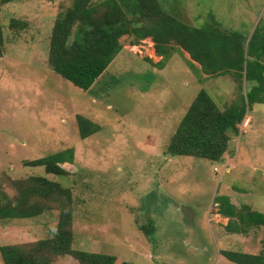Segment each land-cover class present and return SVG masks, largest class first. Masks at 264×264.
<instances>
[{
    "label": "rangeland",
    "instance_id": "obj_1",
    "mask_svg": "<svg viewBox=\"0 0 264 264\" xmlns=\"http://www.w3.org/2000/svg\"><path fill=\"white\" fill-rule=\"evenodd\" d=\"M159 2L188 26L215 24L219 32L243 38L249 52L264 48V0ZM71 5L72 0H14L0 6V186L7 189L3 177L9 170L14 179L42 175L72 189V248L113 255L116 264H233L221 250L264 253V229L229 237L226 219L211 215L221 195L264 213V99L248 105L245 124L229 140L221 164L167 155L168 143L200 90L225 111L241 96L246 99L249 82L234 72L206 73L174 40L161 59L150 38L135 42L125 35L119 39L121 51L94 86L83 91L48 63L56 15ZM12 17L26 21L25 29L9 30ZM261 90L263 98L264 84ZM77 116L97 125V132L82 139ZM67 149H73V164L63 165L70 173L60 179L24 166ZM222 162H237L238 170L215 172ZM149 219L154 243L136 224L147 225ZM57 223L58 212L51 208L30 219L1 220L0 247L47 239ZM57 264L79 263L64 256Z\"/></svg>",
    "mask_w": 264,
    "mask_h": 264
},
{
    "label": "trees",
    "instance_id": "obj_2",
    "mask_svg": "<svg viewBox=\"0 0 264 264\" xmlns=\"http://www.w3.org/2000/svg\"><path fill=\"white\" fill-rule=\"evenodd\" d=\"M11 1L14 0H0V6ZM91 1L72 0L71 6L57 13L48 51V63L53 71L75 87L89 91L121 51L119 39L127 35L135 42L150 38L161 59L169 55V42L174 40L191 60L208 71L206 73L234 72L238 80L245 78L251 86L250 93L246 94V99L241 96L236 100L229 110H219L200 90L166 149V154L173 157L190 156L220 163L229 140L239 136L237 125L247 115L248 105L264 99L258 95L264 84V48L249 52L244 48L243 38L219 32L215 24L188 26L169 14L159 0H104L97 5ZM26 25V21L12 17L7 28L24 30ZM3 30L0 25V55L4 46ZM161 62L156 66H161ZM76 121L82 139L98 130V126L87 118L77 116ZM73 158V149H67L25 161L24 166L39 167L46 174L59 178L70 173L63 165L73 164ZM9 172L5 171L3 178L12 193L0 186V221L34 218L51 208L58 212V223L55 229L48 231H53V235L47 239L0 247L4 264H57L64 256H71L79 264H116L113 255L72 248V189L42 175L14 179ZM216 204L217 214L229 219L227 231L245 234L252 227L264 228L263 213L246 205L236 206L226 195L216 197ZM136 224L147 239H154L155 227L151 220L147 225H140L138 221ZM220 254L233 264H264V253L221 250Z\"/></svg>",
    "mask_w": 264,
    "mask_h": 264
},
{
    "label": "crops",
    "instance_id": "obj_3",
    "mask_svg": "<svg viewBox=\"0 0 264 264\" xmlns=\"http://www.w3.org/2000/svg\"><path fill=\"white\" fill-rule=\"evenodd\" d=\"M185 52V51H184ZM160 58H162V57H160ZM189 61L191 60L190 59V57H189V59H188ZM194 63H196L195 61H194ZM248 114V113H247ZM246 117L247 116H245L244 117V119H243V121L240 123V124H238L237 125V129L239 130V128H240V126L241 125H244L245 124V120H246ZM249 117V116H248ZM250 118V117H249ZM251 120V119H250ZM235 137V136H234ZM234 137H232L231 138V140L234 138ZM241 139V138H240ZM226 153V152H225ZM225 153H224V155H225ZM243 157H237V159L238 160H241ZM236 159V153L234 154V160ZM238 163L236 162L235 164H234V166H230L228 163H226V162H222V165H221V167L222 168H220V169H218L217 168V171H215V172H217V173H220V174H222L223 172H227L226 170L228 169V170H230L229 168H231V171L232 170H238ZM263 167V166H262ZM261 167V165H260V168H259V170L262 168ZM214 168H216V167H214ZM214 168H213V170H214ZM237 168V169H236ZM240 170V169H239ZM251 171H252V169H250ZM255 170V169H254ZM259 170H255L254 172H257V171H259ZM261 171V170H260ZM240 181H242V179H239ZM253 181V180H252ZM252 181H247L248 183H250V182H252ZM255 181V180H254ZM237 191H241V189L240 188H238L237 187ZM229 198H230V201L233 203V204H235L236 206H238V202H234V198L233 197H230V196H228ZM235 199H237V198H235ZM215 205H216V208H215V212H213L211 215L212 216H217V217H220V218H224V219H226V224L224 225V228H225V231L228 233L227 234V236H229V237H231L232 235H237V236H244V235H246L247 233H245V234H241V233H231V232H229V231H227V229H226V225L228 224V221H229V219L227 218V217H223V216H221V215H219V214H217V204L215 203ZM251 208V207H250ZM251 210H254V208L252 209L251 208ZM254 211H257V210H254ZM259 212V211H258ZM261 213V212H260ZM264 214V213H263ZM210 215V216H211ZM208 220H209V218H208ZM252 228H255V229H259V228H256V227H252ZM260 229H264L263 227L262 228H260Z\"/></svg>",
    "mask_w": 264,
    "mask_h": 264
},
{
    "label": "built area",
    "instance_id": "obj_4",
    "mask_svg": "<svg viewBox=\"0 0 264 264\" xmlns=\"http://www.w3.org/2000/svg\"><path fill=\"white\" fill-rule=\"evenodd\" d=\"M215 171H217V168H214Z\"/></svg>",
    "mask_w": 264,
    "mask_h": 264
},
{
    "label": "clouds",
    "instance_id": "obj_5",
    "mask_svg": "<svg viewBox=\"0 0 264 264\" xmlns=\"http://www.w3.org/2000/svg\"><path fill=\"white\" fill-rule=\"evenodd\" d=\"M215 171V170H214Z\"/></svg>",
    "mask_w": 264,
    "mask_h": 264
}]
</instances>
